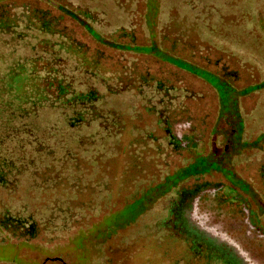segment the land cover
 Returning <instances> with one entry per match:
<instances>
[{
  "label": "trees",
  "instance_id": "trees-1",
  "mask_svg": "<svg viewBox=\"0 0 264 264\" xmlns=\"http://www.w3.org/2000/svg\"><path fill=\"white\" fill-rule=\"evenodd\" d=\"M142 5L0 0V243L60 244L106 211L113 181L126 204L198 156L214 109L186 68L238 80L244 62L224 55L252 41L249 0H165L159 47L143 41ZM203 171L170 183L178 186L161 220L172 221L167 232L175 224L189 230L170 214L183 193H213L205 184L179 186ZM186 235L179 239L194 261L244 264L224 245Z\"/></svg>",
  "mask_w": 264,
  "mask_h": 264
},
{
  "label": "rangeland",
  "instance_id": "rangeland-1",
  "mask_svg": "<svg viewBox=\"0 0 264 264\" xmlns=\"http://www.w3.org/2000/svg\"><path fill=\"white\" fill-rule=\"evenodd\" d=\"M164 1L142 0L143 41L148 45L159 47L158 24ZM249 8L252 41L229 47L224 55L235 54L244 62L237 81L224 83V79L201 69H187L183 61L167 53L159 55L197 75L192 76L205 90L206 104L213 106L212 126L195 150L198 156L152 188L157 192L149 188L136 193L126 204L119 194L124 192L123 185L113 181L106 211L60 244L1 242L0 264H177L179 260L203 264L193 260L174 230L167 232L172 221H161L177 196L178 185L169 187L170 183L197 169L204 171L183 179L179 186H212L213 193L201 199V211L240 243L252 246L254 252L250 253L264 264V187L257 177L264 166V0H249ZM82 34L87 37L84 31ZM113 169L118 176L119 164ZM248 217L257 225L250 231Z\"/></svg>",
  "mask_w": 264,
  "mask_h": 264
},
{
  "label": "flooded vegetation",
  "instance_id": "flooded-vegetation-1",
  "mask_svg": "<svg viewBox=\"0 0 264 264\" xmlns=\"http://www.w3.org/2000/svg\"><path fill=\"white\" fill-rule=\"evenodd\" d=\"M263 168L264 166L259 168V175L257 177L258 182L264 187V177L263 173L260 171ZM200 202L201 200H198L194 194L183 193L179 205L171 208V216L176 220L179 215V217L185 222V225L189 228L188 231H185L175 224L174 235L178 238L184 236L187 239H190L186 234L188 233L189 235H192V231H194L195 234L201 235L203 238L207 237L217 245H224L228 252H233V254L237 258H240L244 264H261L260 260L250 253L254 252L252 246L249 244L246 246L243 245V242L240 243L233 234L231 235L227 230L223 229L222 225L217 220L210 219L206 213L201 211ZM166 212L168 215L170 211L167 209ZM247 221L249 222L248 230L250 231L254 229L252 228L251 221ZM181 230L183 231L182 233L180 232Z\"/></svg>",
  "mask_w": 264,
  "mask_h": 264
}]
</instances>
